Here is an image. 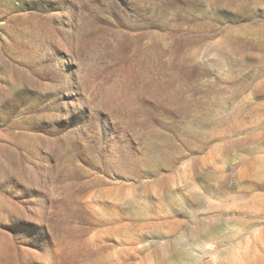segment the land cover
I'll return each mask as SVG.
<instances>
[{"label":"rangeland","instance_id":"rangeland-1","mask_svg":"<svg viewBox=\"0 0 264 264\" xmlns=\"http://www.w3.org/2000/svg\"><path fill=\"white\" fill-rule=\"evenodd\" d=\"M0 264H264V0H0Z\"/></svg>","mask_w":264,"mask_h":264}]
</instances>
